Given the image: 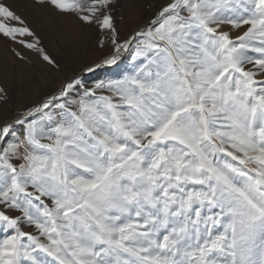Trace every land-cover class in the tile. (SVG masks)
<instances>
[{"label":"snow or ice","instance_id":"6c2138e0","mask_svg":"<svg viewBox=\"0 0 264 264\" xmlns=\"http://www.w3.org/2000/svg\"><path fill=\"white\" fill-rule=\"evenodd\" d=\"M33 4L102 54L0 86V264H264V0H127L123 35L118 0ZM0 40L65 72L8 0Z\"/></svg>","mask_w":264,"mask_h":264},{"label":"rangeland","instance_id":"374dc122","mask_svg":"<svg viewBox=\"0 0 264 264\" xmlns=\"http://www.w3.org/2000/svg\"><path fill=\"white\" fill-rule=\"evenodd\" d=\"M8 2L43 37L48 51L65 65L64 73H56L32 53L29 55L32 56L33 63L21 62L9 51L13 45L0 40V86L9 90L11 97L9 107L17 108L22 102L36 99L41 92L59 87L61 78L64 75H71L73 68L98 59L102 54L96 48L94 33L86 28L82 29L74 17L58 16L51 8L34 5L33 0ZM149 2L150 0H141L145 5ZM118 5L117 24L123 30V35L136 27L139 17L134 9L127 6V0H118ZM142 11L143 18H147L152 10ZM116 71L118 70L114 69L108 74H114Z\"/></svg>","mask_w":264,"mask_h":264},{"label":"bare ground","instance_id":"6f19581e","mask_svg":"<svg viewBox=\"0 0 264 264\" xmlns=\"http://www.w3.org/2000/svg\"><path fill=\"white\" fill-rule=\"evenodd\" d=\"M62 78H63V77H62ZM62 78H61V79H62ZM59 84H60V83H59Z\"/></svg>","mask_w":264,"mask_h":264}]
</instances>
